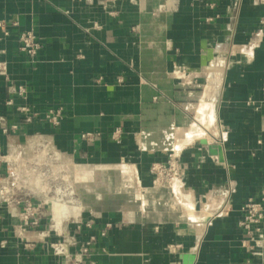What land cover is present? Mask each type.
<instances>
[{"label":"crops","instance_id":"crops-1","mask_svg":"<svg viewBox=\"0 0 264 264\" xmlns=\"http://www.w3.org/2000/svg\"><path fill=\"white\" fill-rule=\"evenodd\" d=\"M0 60V147L20 153L9 180L43 204L25 231L23 205L0 206V264H76L85 248L81 264H264V215L252 235L239 224L264 188V0H0ZM2 119L20 129L4 135ZM53 149L81 205L58 232L68 210L28 171ZM171 160L178 178L156 185Z\"/></svg>","mask_w":264,"mask_h":264},{"label":"built area","instance_id":"built-area-1","mask_svg":"<svg viewBox=\"0 0 264 264\" xmlns=\"http://www.w3.org/2000/svg\"><path fill=\"white\" fill-rule=\"evenodd\" d=\"M263 34V32H260ZM20 42V51L27 55L31 60H34L41 48L40 43L37 41L35 34L32 31H26L21 33L19 37ZM8 74V66L7 63L0 60V76L7 77ZM18 94L23 97L24 100H27V95L24 91V89H20ZM12 102H9V105H11ZM18 112L22 114L23 116V124H30L33 121L37 119V114L32 113L27 106H21L18 108ZM46 121L56 127L60 123L61 119V113L59 111L50 110L46 114ZM1 130L4 135H9L11 133H16L20 126L18 124L14 125H7L6 121L2 119L1 121ZM122 135L121 129H116L113 134V139L116 141H119ZM93 135L86 134L83 135L84 139H90ZM50 148L49 144L47 142L37 144L35 147V150H41ZM20 156V153L12 152V153H6L3 154L1 147H0V172H3L6 170V183L3 185H0V206H11L13 204H22L24 207V211L21 215V219L23 222L22 229L28 230L29 228H37L41 225V218L40 213L43 207V204L40 203H34L31 198L26 197L22 200H16L15 199V191L12 186L13 182L9 180V178L14 177L15 173H17L19 169V162L18 158ZM18 157V158H17ZM49 158L46 160L48 162H53L58 165V169L62 170V167L60 165V154L57 150H52V152L48 156ZM35 166H40L38 160L34 161L28 171L30 170L33 174L37 173V168H34ZM27 169V167H26ZM152 173L155 175V184L161 185L166 184L168 186H172L176 179L179 176V165L171 160L168 165L163 164H157L152 167ZM49 173V170H48ZM53 173V172H52ZM39 179L47 178L48 175L46 171L44 174L37 173ZM3 176V174H0V178ZM4 178V177H2ZM59 178L56 177V181H58ZM9 180V181H7ZM38 180V179H37ZM50 180V178L48 179ZM53 181V179H51ZM57 185H55L54 193L56 195V200L61 205L67 208L68 214L63 218L62 224L57 227L53 215L50 220V223L48 224L49 229H53L56 232L60 231L62 227L65 224H68L73 221H77L81 214V205L78 201L77 195L75 193V189L73 187V184L70 183L69 178L67 176H62L59 182H56ZM47 190V188H46ZM263 205H264V188L261 191V198L259 201H254L253 199H250L247 201L245 206L243 207V217L240 221V226L246 230L249 234H253V226H258L261 219L263 218ZM256 233H258V238L260 241H263V235L260 232L259 228H256ZM52 248L56 252L57 255H64L66 254L65 250L63 249V245L59 243H53ZM88 249L85 248L82 251V254L77 256L75 259L76 264L82 263V257L83 255L87 254Z\"/></svg>","mask_w":264,"mask_h":264},{"label":"rangeland","instance_id":"rangeland-1","mask_svg":"<svg viewBox=\"0 0 264 264\" xmlns=\"http://www.w3.org/2000/svg\"><path fill=\"white\" fill-rule=\"evenodd\" d=\"M39 165L40 166H35L34 168H37V173H41L44 174V172L46 171L48 177L42 179L38 178L37 173L35 172L33 174V178H37V189L41 190L44 194H47L48 200L51 201V204H49V207H52V203H56L57 201L54 200L56 199V195L54 193V188L55 185H57L56 182H59L62 176H67L69 178L70 183L73 184L70 175L64 171V169H58V165L53 163V162H48L46 161L44 158H41L40 160H38ZM49 170V173H48ZM53 172V173H52ZM56 177L59 178L58 181H56ZM50 178V180H48ZM33 179V180H34ZM51 179H53V181H51ZM74 187V185H73ZM47 188V190H46ZM60 204V203H59ZM61 205V204H60Z\"/></svg>","mask_w":264,"mask_h":264},{"label":"bare ground","instance_id":"bare-ground-1","mask_svg":"<svg viewBox=\"0 0 264 264\" xmlns=\"http://www.w3.org/2000/svg\"><path fill=\"white\" fill-rule=\"evenodd\" d=\"M203 106H205V105H203ZM208 106V105H207ZM204 110V109H203ZM202 110V111H203ZM203 112H205V111H203ZM201 114H202V112H201ZM204 115V114H203ZM212 119V118H211ZM213 121V120H212ZM209 123V122H208ZM204 126V125H203ZM198 132V131H197ZM187 134V133H186ZM197 136V135H196ZM195 137V136H194ZM53 205H52V208L54 209V210H56V211H58V212H61V213H64L65 211H66V208L63 206V205H60L59 204V202H56V203H52Z\"/></svg>","mask_w":264,"mask_h":264},{"label":"water","instance_id":"water-1","mask_svg":"<svg viewBox=\"0 0 264 264\" xmlns=\"http://www.w3.org/2000/svg\"><path fill=\"white\" fill-rule=\"evenodd\" d=\"M220 152H221L220 154H222V150H221V148H220Z\"/></svg>","mask_w":264,"mask_h":264}]
</instances>
